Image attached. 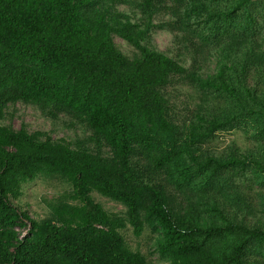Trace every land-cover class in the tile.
Instances as JSON below:
<instances>
[{
    "label": "trees",
    "instance_id": "trees-1",
    "mask_svg": "<svg viewBox=\"0 0 264 264\" xmlns=\"http://www.w3.org/2000/svg\"><path fill=\"white\" fill-rule=\"evenodd\" d=\"M260 3L0 0V264H154L129 245V229L157 236L160 264H264V159L236 143L211 147L231 132L264 142ZM154 28L178 33L193 67L143 44ZM114 36L138 55L128 59ZM212 47L227 62L204 77ZM182 96L193 99L180 107ZM17 104L90 135L71 143L2 125ZM38 178L71 187L41 221L14 205Z\"/></svg>",
    "mask_w": 264,
    "mask_h": 264
},
{
    "label": "rangeland",
    "instance_id": "rangeland-1",
    "mask_svg": "<svg viewBox=\"0 0 264 264\" xmlns=\"http://www.w3.org/2000/svg\"><path fill=\"white\" fill-rule=\"evenodd\" d=\"M258 6V12L262 13V15L257 13L256 16V23L259 31L258 39L264 46V0L263 3H260ZM118 7L120 12H125V14L129 15L135 14L138 20L141 17L139 13H135V9L122 7L121 5ZM169 18L170 17L167 16L165 19H158L156 23H154V26H157V24L160 25L162 22L169 20ZM133 21L136 22L137 19L133 18ZM192 28L196 29L197 26L194 25ZM149 33L150 39L148 43L143 44H149L151 49L165 53L170 57H174L176 56L175 54L178 53V56H180L179 60L184 66L193 67V58L195 55L185 48L182 49L178 45L179 38L176 36L178 33L173 34L171 31H167V29L163 30L157 28L149 31ZM114 43L128 59L133 60L138 55L137 50H135L131 44L117 36H114ZM207 51L209 54H204L201 59L202 70L200 74L204 77H212L217 74L222 62H227V58L215 47L207 49ZM182 90V94H184L185 89ZM192 99L193 98L189 100L187 96H182L178 100H173V102L181 107L183 103H187ZM1 123L15 130H21L25 127L30 133L45 132L50 134L54 140L64 139L71 143H75L77 140L90 135V133L86 132L80 126H71V121L64 116L54 120L40 111L37 107L25 104H17L10 107L6 119ZM233 143H236L242 150H250L252 152L250 156L264 159V142H256L252 137L243 132L220 134L211 147L218 154ZM69 191H71L70 185L60 179L38 178L23 186V194L18 200L14 201V205L20 210L27 211L34 220L41 221L50 214L48 203L60 198ZM94 199L97 203L102 204L110 213L122 214L125 211L122 205L112 202L99 194H94ZM250 219L256 221V218L252 216H250ZM124 235L133 250H139L154 264L161 263L156 251V235L147 230L140 238H137L133 234L132 229L127 230Z\"/></svg>",
    "mask_w": 264,
    "mask_h": 264
}]
</instances>
